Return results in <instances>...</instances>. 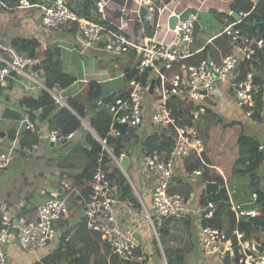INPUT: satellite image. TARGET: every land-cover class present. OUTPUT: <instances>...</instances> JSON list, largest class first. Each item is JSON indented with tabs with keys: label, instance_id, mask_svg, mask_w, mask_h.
Returning <instances> with one entry per match:
<instances>
[{
	"label": "built area",
	"instance_id": "built-area-1",
	"mask_svg": "<svg viewBox=\"0 0 264 264\" xmlns=\"http://www.w3.org/2000/svg\"><path fill=\"white\" fill-rule=\"evenodd\" d=\"M127 1L133 2L136 6L135 12L139 13L140 7L145 8L144 16H147L150 21H153L156 15L154 27L159 29L160 24L157 21L165 10L164 5H158L155 0ZM104 5L103 1H96V12L93 14L94 19H91L79 15L61 0L49 4L37 0H15L12 6L0 1V7L9 10L37 9L40 23L46 28L57 29L61 25L76 24L85 46L92 48L101 46L103 50L115 56L129 52L134 54L135 64L131 68L135 71L134 75L127 79L126 72L121 74L126 78V90L113 96L108 103H104L101 99L97 100L95 106L111 112L108 135L119 137L121 130L116 127L117 123L124 124V129L143 127L146 121V99L153 98V112L149 123L158 129V135L163 130L172 136V148L168 151H154L140 161L137 158L131 159L133 163H136V167H143V170H147L153 179L148 188L152 211L144 206L132 180L127 172H124L120 163L121 156L115 157L106 146L105 139L95 136L101 144L102 151L112 158L114 164L127 179L142 205L144 222L152 228L154 238L160 246L157 229L163 220L188 214L190 211L187 205L188 200L182 194L169 191L176 159L182 160L190 153L201 164L210 166L203 157L205 142L199 129L201 116L206 112L204 100L207 94L217 82L222 83L234 92L240 116L250 119L254 114L255 101L262 90L261 84L256 81L253 71L247 70L241 76L240 69L241 65H246L264 54V35L256 36L250 32H244L240 24L249 12L241 11L238 13V19L226 24L220 32L227 38L232 52L222 56L219 61L202 58L196 63H190L188 62L192 56L190 45L193 42L197 18L195 13L175 14L177 21L173 29L168 28L167 20V31L171 32L170 40L147 38L143 43H136L125 35L122 26L106 25L100 20ZM128 11V9H122L120 18H126ZM40 63L38 57L19 52L10 42L0 40V90L5 88L9 81H19L20 76L36 81L28 69L36 72ZM170 64H176L177 69L172 73H167L163 67H168ZM151 81H153V87L150 91ZM176 106H181L184 110L179 111ZM30 114H26L20 124L37 139L31 145V149H37L38 141L41 139L57 144L73 138V132L64 135L57 129L42 131L38 127V122L30 118ZM91 132L94 133L93 130ZM13 157L12 146L7 148L0 145V174ZM103 161L104 155L101 153L96 160L90 186L85 194H82L74 185L66 186L65 191L74 192L75 203L83 207L86 226L100 235L113 254L124 262L144 264L145 251L138 244L135 228L124 226L119 221V198L116 186L111 183L108 170L103 167ZM210 167L220 172L217 167L212 165ZM200 174V170L192 172L182 170L183 177L187 179L198 177ZM223 180L225 181L224 177ZM229 195L231 211L238 221H245L258 215L254 204L257 198L256 192L251 194L250 204L253 207L247 209L243 208L240 203H234L230 192ZM66 199L53 196L38 206L33 218L22 216L14 219L10 218L7 213H2L0 244L15 240L22 250L29 253H35L39 249L48 247L58 236L56 224L68 212ZM3 209V206H0V210ZM213 214L214 205L211 202L196 210L198 216L197 249L199 254L205 258V262L264 264V253L259 250L262 245L250 239L242 230L236 228L229 233L227 226L220 228L201 223V219H210ZM160 253L166 264L162 250ZM0 260L3 263L2 254H0Z\"/></svg>",
	"mask_w": 264,
	"mask_h": 264
},
{
	"label": "crops",
	"instance_id": "crops-1",
	"mask_svg": "<svg viewBox=\"0 0 264 264\" xmlns=\"http://www.w3.org/2000/svg\"><path fill=\"white\" fill-rule=\"evenodd\" d=\"M37 1L42 2L44 4H49V3H52L58 0H37ZM61 1L66 2L68 6L75 8V9L78 8V4L76 3H79V5L82 3L81 0H61ZM96 1H103L105 3L102 17L100 18V20L106 25L115 24L117 26L119 25L122 26L123 28L122 31L125 33V35L131 41H134L136 43H143L145 39L147 38L149 39L154 38L155 40H161V39L170 40L171 32L167 31V20H168L169 15L178 14V13H182L183 15H186L191 12L195 13L197 18H196L195 28H194V35H193L194 38H193L192 44L190 45L192 56L189 58L188 62L196 63L198 60L202 58H211L216 61H219L222 56L232 52V48L228 44L227 39L225 38V36L220 34L222 29L221 30L213 29L212 25L210 23H207L206 21L205 22L203 21L202 23V21L200 20L201 15L213 14L216 21L220 22L221 24H224L225 22H226L225 24H228V23H231L237 20L234 17L232 20H229L227 17L228 15H231L232 13H235L236 15H238L239 12L245 11L247 8L248 9L254 8L258 0H170V1L155 0L157 4L159 5L163 4L165 6L164 7L165 10L159 16L158 21H157V23L160 24V26H158L159 29L154 28L153 35L151 37H149L148 34L146 33L147 31L145 30L143 23L141 21L142 17H140L138 12H135L136 6L133 4V2L127 1V0H96ZM124 8L129 10L128 15L126 18L121 19L120 18L121 10ZM6 11H9V10H6ZM25 11L26 9H15V10H11V12L7 14V17H6L7 19H10L13 15L20 18L21 23H22V31L17 36H14L11 33H7V31H2L0 32V40L11 43L12 40L15 38H34L39 43L40 51L57 46L61 52L60 57H62V55L64 54L63 53L64 50H74V49L79 50V47H82L83 39L81 38L77 30L71 31V26L54 29L53 31L44 30L40 26L39 27L37 26V23L34 19V16L36 15H34V13H31V12L30 13L27 12L23 14ZM41 29L43 32H41ZM262 35H264L263 32H262ZM98 49L101 50L102 47L100 46ZM122 55L127 56L129 61H131L129 57L131 56V58L134 59L133 61L135 62V58L133 56L134 54L133 55L130 54L129 56L128 54H122ZM249 63H250L249 67L253 70L251 69H248V70H251L254 72L255 77L258 78L259 83L261 84L262 90L259 94V101H261V103L259 104L260 105L259 108H260V115L262 116V118L260 119V121H264V54L261 56H258L254 61H251ZM134 64L128 65L127 67L131 69L133 68ZM109 79H111V77ZM89 81H93V80L79 78V79H76V81H74V84H77L78 87L81 86V88L83 89V87H85V85ZM35 82L39 84L40 88L46 89L56 99L57 96L53 94L50 90H48L42 84V82L40 83L37 80ZM16 83L20 84L21 79L19 81H14L13 83H10L12 85L11 88L8 87L10 84L7 85V88L5 89L6 90L5 93H3L4 89L0 90V96L4 94V99L7 102V104L9 103V94L7 91L10 90L11 92L13 86ZM22 86L25 87L24 85ZM81 88H79V91L82 90ZM125 90H126V86L123 87V89L120 91H112V92H115V94L117 93L120 94L124 92ZM62 91L65 92L66 89L65 90L60 89V92ZM79 91H76L75 93L74 92L70 93V95L68 96H73V95L75 96V94H77ZM212 99L216 100V104L215 102L211 101ZM256 99H258V96ZM204 103L206 105V110L209 108V112L208 113L205 112L201 116L200 123H199L200 131H202L204 134V132L208 128L215 129V132L218 134L216 142L222 139L225 143L230 144L231 142L230 128L231 127L221 128V131H220V129L217 128L216 126H218V123H217L218 120L219 121L223 120L228 123L229 121L231 123H234V122L236 123V122H239V120H241L242 118H246L244 116L239 115L238 106H237V98L235 97L234 92L231 89L227 88L226 85L222 83H216L214 87L212 88V90L207 94V97L205 98ZM153 104H154L153 98L148 97L145 102L146 121L143 127L138 129V132H140L141 135L143 136H148L153 133L158 134V129L156 127H153L149 123L150 115L153 112ZM32 112L35 113V111H32ZM252 121H253L252 124L255 123L254 120ZM212 123H214V126H211ZM8 128H10V126ZM8 128H0V131L6 134V131ZM86 128L91 130V128L87 126ZM40 129L42 131H47L48 130L47 122L41 124ZM219 132H222V133L219 134ZM77 133L78 132L74 133L73 138L76 136ZM224 135H226L225 138L223 137ZM204 136H206V134ZM3 138H0L1 146L7 147V148L12 146L14 148L15 141H13L9 145H5L4 142L2 143ZM203 139H205V137H203ZM232 139L234 140V145H235V139L234 138ZM39 141H38V148L35 150H37V155H38L37 158L40 159L43 157V154L45 153L44 142L46 141L44 139H41L40 142ZM82 141L83 143H85L83 139ZM48 145L52 147L55 144L53 145L48 144ZM69 145L65 147L66 150L69 147ZM259 146H260L259 150H261L262 145L259 144ZM206 147H207V144L205 145L204 156L207 158V160H209L208 162L211 163L212 166H215L219 169L220 171L218 172L219 175L222 178L224 177L225 182H226V180L229 179V177L232 175V168L230 169L229 176H225L222 169L220 168V165H217L215 163V160H214L215 156L213 155V153L209 154L206 152ZM86 148L87 147L85 146V149H84L85 159H86V153H85ZM221 148H225V147H221ZM26 153L27 152H25L23 155L19 153L18 154L14 153V157L11 160L12 162L10 161L9 164L6 166V168L0 174V206H3L4 208L3 210H0V216L2 213H7L10 218H14V219H18L19 217H22V216H28L30 218H33L35 217L36 210L41 203L47 201L53 196H57L60 198H67L66 202L68 204L69 219L63 218L62 220H60L56 224L58 236L52 241V243L48 247L39 249L35 253H29V252L22 250L18 246L15 240H12L6 244H0V254H2L3 256V263L0 260V264H33L34 262H39L46 255L52 253L55 249L62 247L64 244H65L64 249L62 250L63 256L58 257L57 261L62 259L66 262V264H90V263L95 264V261H94V257H95L96 263L99 264L101 262L100 260L101 255L103 256L105 255L104 251L102 250L103 248L102 243L104 242L102 241L100 237L96 235L97 232H94L88 229V227L86 226L84 213H83V207H81L80 204L75 203L74 192L67 193L65 191V187L69 185H74L76 189L78 188V186L75 184V179H73L72 176L82 173V171L87 166V159L84 162L86 163L85 167H83L82 162H80L79 166L77 167L76 165H74V161L72 159H69L70 162L68 161V162L63 163L60 166L61 167L60 171H55L59 169V167H53L52 179H50V184L47 183V186L45 187L43 186L42 188L41 187L39 188V190L41 191L40 193L41 194L43 193L44 196H41L39 201H36L35 197L33 196L34 192H33L32 186H29V183L27 182L28 181L27 175L24 173L19 174V172L16 174H13L11 172V168H12L11 164L16 160V158H18L17 156L25 157ZM232 155L234 156L231 157V155H229L228 158H223L219 160V162L217 160L216 161L217 163L222 164V165H225V164L232 165L233 160H235L234 158L236 157V152L235 154H232ZM138 156H139V151L134 149V151L132 152L129 158L131 160L132 158H138ZM210 160H214L213 163ZM222 162H224L225 164ZM132 163L133 162L131 160L130 166H132L131 165ZM260 166L264 168V164H261ZM182 170H183L182 160L177 158L175 162V167L173 169V175L171 178L170 186L173 192H178L180 194H182L184 191L187 190V192H189V196L187 197V200H189L190 197H193L194 199V201L192 202V206H188L190 210L188 214H190L191 216H193V218H195L194 220L195 229H194L193 240H194L196 252L189 251L185 256V259L193 258L194 264H204L203 261L200 259L201 255L199 254L198 249H197L196 231H197L198 216L196 215V210L198 207H201L199 205V197L203 192H206V184L215 183L218 186V189H219V185L216 181H213V180L206 181L204 182L205 184L203 185H202V182H199L197 184L192 183V181L195 178H197V176L190 178V179H187L185 177L183 178L182 176L180 177L181 182H177V179L175 177L181 176ZM213 171H215V169H213ZM133 174L135 175V172H133ZM20 178L23 181V183L20 182ZM43 178H45V175L40 174V180H42ZM173 178L175 179L172 180ZM230 179L231 180L228 182L227 186L229 188V184H230V187H232V189L234 190L236 188L237 180L236 178H233V177L232 178L230 177ZM131 180L135 188L137 189L139 196L141 197L140 186H139L140 184L136 180L135 181L133 179ZM152 181L153 179L150 177L149 182L151 184H152ZM150 186L151 185L149 184L147 188H150ZM174 187L175 189H173ZM259 187L261 188L260 182H259ZM228 190L231 193V188H229ZM147 196L149 200L150 195L148 193H147ZM231 197H232V193H231ZM234 200L238 201L239 198L235 199L234 197ZM142 202L144 206H146L145 201L143 199H142ZM236 203H240L242 205L250 204V202L248 201L242 202V203L241 202H236ZM139 204L141 205L140 202ZM118 206H119L118 215H119L120 223L127 227H134L136 230V237H137L138 244L140 248L143 249V251H145L146 260L144 264H160L159 259L157 258V255L154 252V239L155 238H152L147 233V229L143 228L142 223H145V222L144 220H142V217H144L142 205H141V210H138L132 204L126 201L119 200ZM146 208L148 209L147 206ZM25 211H28V212H26L23 215H19L21 214V212H25ZM76 212H79L81 214L77 221H80V220L82 221V225L78 229L75 226L76 223H74L76 220L75 219L73 220V217H72V215H75ZM67 229H70V232L68 233L66 240L63 243L60 240L59 234ZM252 239L256 240L262 245L261 247H259V250L260 252L264 253V243L260 242L256 237ZM162 261L164 264L163 257H162Z\"/></svg>",
	"mask_w": 264,
	"mask_h": 264
},
{
	"label": "trees",
	"instance_id": "trees-1",
	"mask_svg": "<svg viewBox=\"0 0 264 264\" xmlns=\"http://www.w3.org/2000/svg\"><path fill=\"white\" fill-rule=\"evenodd\" d=\"M0 1L5 2L8 6H12L15 4V0ZM81 2L82 3L80 5L79 3H76L78 4V8L76 9L70 6L69 7L74 9V11H76L79 15L94 19L93 14L94 12H96V0H81ZM1 8L4 7H0V9ZM246 11L249 12V14L240 24V27L244 29V32H250L256 36L262 35V32L259 27H257V24L264 20V0H258L254 8H247L243 12ZM228 18L229 20L233 19L231 15H228ZM156 19V15L154 16L152 22L145 16L141 18L143 26L147 31L146 33L149 37L153 35ZM67 26H71V31L77 30V25L74 23L70 25H61L59 28ZM11 45L19 52H26L30 55L41 58V63L37 67L36 72L37 74L42 75L44 79V81H42V84L48 90L53 91L55 87H58L61 90H65L69 88L74 83V81H76V78L72 77L71 75L64 74V72L62 71L60 60L61 52L57 46L43 50L40 54L39 43L34 38H15L12 40ZM130 54L132 53L129 52L128 55ZM249 65L250 63H246L245 66L242 65L240 69L241 76L245 71L250 69ZM163 69H165L167 73H172L177 69V66L176 64H170L168 65V67L164 66ZM125 72L127 73V79L131 78L135 73L134 70H131L129 68H126ZM255 79L259 82L258 78L255 77ZM10 83H13V81H9L8 85ZM8 87L11 88L12 85L10 84ZM6 88L7 86L3 89ZM118 94L119 93H117L116 95ZM80 96L82 95L76 94L75 96H68L65 100L67 106H64L59 101H56L55 98L46 89L39 87L36 93L26 92L19 99V110L9 107H6L2 110L3 118L12 120L15 124L7 129L2 143L4 142L5 145H9L13 141H15V145L13 148V152L15 154L19 153L23 155L25 152L31 150V145L36 142L37 139L34 134L30 133L27 129L24 128L23 125L20 124V121L28 113H31L29 116L33 121L38 122V127H40L41 124L47 122V131L57 129L60 133L66 135L70 132L75 133L84 130L85 133L83 140L87 146L85 152L87 166L81 174L72 176V178L75 179V184L80 189V192L82 194L86 193V189H88V187L90 186L91 175L94 171L96 160L99 155L103 153V167L108 170L109 179L111 183L116 186L119 200L126 201L132 204L138 210H141V205L134 195L127 179L120 171V169L114 164L112 158L106 152L102 151L101 144L96 139V136L100 139H105L106 146L117 158L122 154L131 156V153L134 151V147L139 146V156H141V160L146 155L154 151L161 152L164 150H170L173 144L172 136L170 134H166L163 130L159 135L153 133L148 136H143L140 132H138V129H140L139 127L125 128L121 130L119 137L108 135V127L111 122V112L104 111L103 109L95 106V102L104 96L101 83L98 81L87 82V84L85 85V93L83 94L82 98H80ZM260 103L261 101H259L258 95V99H256L255 101L254 114L252 116V119L254 118L256 121H260V119L262 118L259 108ZM176 108L179 111L184 110V108L181 106H176ZM32 111H35V113H33ZM208 112L209 108L206 110V113ZM89 113H91L90 116ZM88 116V123L95 134L88 130V128H85L86 126H84L82 123V119H86ZM238 144V156L233 162L232 175L230 177H239L236 178L237 183H239V179H245V181H247V184H245V182H240V185L243 184L244 186H236L234 190L232 189V187H230L233 190L232 198L235 197V199H244L246 198L247 192H256L257 198L254 204L255 207L258 206L259 208H261V213H258L255 218H251L245 221H238L235 218L234 213L231 211V198L229 195V188L227 186L228 182L231 180L230 177L225 182L220 175L213 171V168L201 164V162L193 154L190 153L186 157L182 158V165L183 169L188 172H192L193 170H200L201 174L198 177L202 182L213 180L216 181L219 185V189L216 192H203L199 197L200 206H206L208 202H211L214 205L213 217L210 219H201V223L203 225L220 228L225 224V226L228 227L229 233L238 228L239 230L245 232V234L250 238L252 230L254 228L260 227L263 229L264 227V189L259 187L260 177L254 173L264 162V148H261V150H259L260 146L258 142H255L252 138L246 136H239ZM128 148L133 149L131 153L128 151ZM203 157L205 156L203 155ZM204 159L205 161H207L206 163L208 165H211L206 157ZM182 176L183 175L175 177L177 179V182H181L180 177ZM175 178H173L172 180H174ZM173 189H175V187ZM247 189H249V191H247ZM169 191L173 192L171 187H169ZM243 193L245 194V196L243 195ZM182 194L186 199L189 196V192H187V190ZM80 206L82 207V205ZM26 212L28 211L21 212V214L19 215H23ZM194 220L195 218H193V216H191L190 214L173 216L164 219L161 226L157 229L161 250L166 264H184L186 254L189 251L196 252L193 240L195 229ZM96 235L100 237L99 234L96 233ZM174 240L181 241L182 244L173 245ZM102 245V250L104 251L105 255H101V262L99 264H138L122 261L118 258V256L110 251L109 247L105 243H102ZM154 252L159 254V257L161 256L158 243L155 239ZM62 256L63 251L61 250V247H59L52 253L46 255L39 262H34L33 264H60V262L63 260L60 259L59 261H57V258ZM94 261L95 264H98L96 263L95 257ZM205 264L214 263L206 262ZM225 264L233 263L226 262Z\"/></svg>",
	"mask_w": 264,
	"mask_h": 264
},
{
	"label": "rangeland",
	"instance_id": "rangeland-1",
	"mask_svg": "<svg viewBox=\"0 0 264 264\" xmlns=\"http://www.w3.org/2000/svg\"><path fill=\"white\" fill-rule=\"evenodd\" d=\"M11 12V11H6V9L1 8L0 9V32L2 31H7V33H11L14 36H17L21 31H22V23L20 18H18L17 16H12L10 19H7V14ZM27 12H31L34 13V19L37 23V26L41 27L44 30H49V31H53L54 29L52 28H46L43 27L40 23L39 18V13L37 9H26V11L23 13H27ZM147 17V16H146ZM228 17V16H227ZM229 19V18H228ZM200 20L207 23H210L213 27V29H217V30H221L224 28V26L226 25L221 24L220 22L216 21L215 17L213 14H204L201 15ZM152 22V21H151ZM262 22L257 24V27H259V25ZM41 29V32H43ZM10 35V34H9ZM80 35V34H79ZM100 46H96L94 48L92 47H88L85 46L84 44L82 45V47H79V50L74 49V50H64L63 51V55L61 57V69L64 72V74H68L71 75L72 77L76 78V79H88V80H93V81H98L101 83L102 87H103V94L104 96L107 95V93L112 92V91H120L123 89V87L126 86V78L122 77L121 74L123 72H125V69L128 68V65H133L135 62L133 61L134 59L130 57L131 61L128 60V57L125 55H112L109 52H106L105 50L101 49L99 50ZM39 53L41 54L42 51H39ZM40 58V57H38ZM41 59V58H40ZM251 69V68H250ZM253 70V69H251ZM28 72L31 73L32 72V76L39 81L40 83L42 81H44L43 77L41 74H37V72H34L31 69H28ZM21 77V83L20 84H15L12 88V91L8 92L9 94V103L7 104V102L5 101L4 94L0 96V128H8L9 126H13L15 125L14 122L12 120H6L3 118L2 116V110L6 107L9 108H14L19 110V98H21V96L28 92V93H36L38 88H39V84L37 82H35L32 79H29L28 77L25 76H20ZM111 77V79H109ZM219 83V82H217ZM22 85H24L26 87H23ZM79 88L77 84H72L68 89H66L65 92H60V89L58 87H55L53 91H51L53 94H55L56 97V101L59 100V102L62 105H65V98L70 95V93H75L76 91H79ZM82 89V88H81ZM6 90H3V93H5ZM85 93V87H83L82 90H80L77 94H81L83 96V94ZM76 95V94H75ZM82 96H80V98H82ZM60 97V98H59ZM212 102H215L216 104V100H211ZM218 105V104H217ZM91 115V113H89V116ZM83 119L82 123L83 125H86L87 127L90 128V125L88 123V118ZM221 119V118H220ZM252 120L255 121V123L252 124ZM218 126H216L217 128L220 129L221 128H230V144L225 143L222 139L221 140H217L218 134L215 132V129H207L204 134L201 131L202 137H205L204 142L205 145L207 144L206 147V152L207 153H213L214 160L215 163L217 165H220V168L222 169L223 173L225 174V176H229L230 174V169L232 168V165H222L217 163V161L219 162V160L223 159V158H228L229 155H231V157H233L236 152V157L234 159L237 158L238 156V150H239V144H238V139L239 136L243 137H249L252 138L255 142H258L259 144L262 145V148H264V121H256L254 118H242L241 120H239V122H234L231 123L229 121L225 122V121H217ZM231 124V125H230ZM211 126H214V123L211 124ZM86 128V127H85ZM89 130V129H88ZM84 130L78 131V133L76 134V136L71 139V140H67L65 142H59L57 144H55L54 146L50 147L48 144L44 142V149H45V153L43 154L42 158H37V150L35 149H31L30 151H28L26 153V156H17L18 158H16V163L15 161L11 164L12 168H11V172L13 174H16L19 172V174L24 173L27 175L28 177V183L29 186H32L33 189V196L35 197L36 201H39L41 196H44V194L40 193L41 191L39 190V188L41 187H45L47 186V183L50 184V179H52V171H53V167H59V169L55 170V171H60V166L65 163L68 162L69 159H72L74 161V165H76L77 167L79 166V163L82 162L83 167L86 166L85 162V157H84V149L86 144L83 143L82 139L84 138ZM222 132H219V134H221ZM206 134V136H204ZM207 137V138H206ZM213 137V138H212ZM224 138L226 137V135L223 136ZM235 139V145H234V140ZM41 141V140H40ZM39 141V142H40ZM82 142V143H81ZM216 142V143H215ZM70 144V145H69ZM69 145V147L66 148ZM84 147H83V146ZM139 145V144H138ZM87 147V146H86ZM221 147H225V148H221ZM65 148V149H64ZM127 149V148H126ZM134 149L139 151V146L138 147H134ZM66 150V151H65ZM132 148H128V151L131 153L132 152ZM263 150V149H262ZM223 153V155H222ZM132 154V153H131ZM218 158V159H217ZM138 161L141 160V156H138ZM143 159V158H142ZM71 160V161H72ZM214 160H210L212 163ZM217 160V161H216ZM231 161V160H230ZM235 160H233L234 162ZM12 162V161H11ZM70 162V161H69ZM231 163V162H230ZM264 164V162H263ZM132 166H130V168L128 169V177L132 178L134 181H138V183L140 184V193H141V198L145 201L146 206L148 207V209L150 211L151 210V197L148 200V196L147 193L150 195L149 190H148V185L151 183L149 182L150 180V176L147 170H143V167H136V163H132ZM47 167V168H46ZM262 166H259L258 169L254 172L256 175H258L260 177V185L261 188H264V168ZM46 168V170H45ZM63 168V167H62ZM72 169V168H71ZM63 171V169H62ZM71 171V170H70ZM133 172H135V175L133 174ZM217 173V172H216ZM40 174L45 175V178H43L42 180H40ZM218 174V173H217ZM219 175V174H218ZM36 177V178H34ZM236 178H239L237 176H235ZM237 180V179H236ZM20 182L23 183V181L20 178ZM199 182H202L200 180L199 177L195 178L192 183L197 184ZM206 182V181H205ZM239 183H237V187L239 186H244L243 184L240 185V182L247 184V181H245V179H239L238 180ZM19 183V181H18ZM205 184L204 182H202V185ZM229 188H230V184H229ZM247 191H249V189H247ZM254 191L247 192L246 194V198H240L238 201L234 200L233 197V202H250L251 201V194ZM207 193V192H206ZM231 193H233V190L231 189ZM243 195L245 196V194L243 193ZM233 196V194H232ZM60 198V197H58ZM194 201L193 197H190L189 200L187 201V205L188 206H192V202ZM256 210L258 211V213H261V208H259L258 206L256 207ZM80 213L76 212L75 215H72L73 220L75 219L76 221L74 223L76 228L78 229L81 225H82V221H77L80 217ZM69 214L67 212V214L64 215V219L67 218L69 219ZM62 218V219H63ZM145 217H142V220H144ZM72 220V219H71ZM143 224V228L147 229V233L154 238V234L152 231V228L145 223ZM145 226V227H144ZM225 226V224H224ZM251 239L256 237L260 242L264 243V227L263 229L260 227H256L252 230L251 233ZM64 243V242H63ZM174 244H182L181 241H173V245ZM65 245V244H64ZM64 245L61 247V250L64 249ZM159 246V244H158ZM160 252H161V247L159 246ZM66 250V249H65ZM157 258L159 259L160 264H163L162 261V257H159V254H157ZM199 255V254H198ZM201 260L203 261V263L205 264V258L200 256ZM60 264H66V262L63 260L60 262ZM184 264H194L193 262V258H186L184 260Z\"/></svg>",
	"mask_w": 264,
	"mask_h": 264
},
{
	"label": "water",
	"instance_id": "water-1",
	"mask_svg": "<svg viewBox=\"0 0 264 264\" xmlns=\"http://www.w3.org/2000/svg\"><path fill=\"white\" fill-rule=\"evenodd\" d=\"M146 13V9L143 8V7H140L139 8V15L140 17H143ZM232 17L238 19V15H236L235 13H232L231 14ZM176 21H177V16L175 14L171 15L170 18L168 19V28L169 29H173L175 24H176ZM259 29L262 30V32L264 33V21L259 25ZM152 87H153V81H151V84H150V91L152 90ZM115 95V92H111L105 96H103L101 98V100L104 102V103H108L112 97ZM116 127L119 129V130H123L125 125L124 124H120V123H117L116 124ZM5 136V133L0 131V138H3ZM50 145H53L52 143H49ZM120 163L123 167V170L124 172H127L129 167H130V159H129V156L126 155V154H122L121 157H120ZM218 189V186L215 184V183H207L206 184V192L207 193H213L214 191H217ZM243 208H252L253 205L252 204H245L242 206ZM70 232V229H67L63 232H61L59 234V237H60V240L62 242H64L66 240V237L68 235V233ZM92 264V263H90Z\"/></svg>",
	"mask_w": 264,
	"mask_h": 264
},
{
	"label": "clouds",
	"instance_id": "clouds-1",
	"mask_svg": "<svg viewBox=\"0 0 264 264\" xmlns=\"http://www.w3.org/2000/svg\"><path fill=\"white\" fill-rule=\"evenodd\" d=\"M115 95H116V94H115ZM115 95H114V96H115ZM59 98H60V97H59ZM89 130H90V129H89ZM90 131H92V129H91ZM215 171H216V170H215ZM216 172H217V171H216ZM127 173H128V171H127ZM217 173H218V172H217ZM218 174H219V173H218Z\"/></svg>",
	"mask_w": 264,
	"mask_h": 264
}]
</instances>
